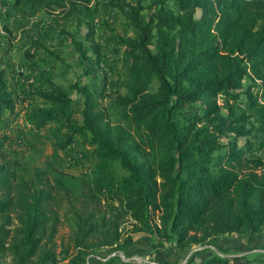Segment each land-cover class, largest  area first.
I'll return each mask as SVG.
<instances>
[{
  "label": "trees",
  "instance_id": "trees-1",
  "mask_svg": "<svg viewBox=\"0 0 264 264\" xmlns=\"http://www.w3.org/2000/svg\"><path fill=\"white\" fill-rule=\"evenodd\" d=\"M93 2L0 0V9L73 20L86 33H65L83 71L73 86L77 104L43 77L23 89L33 102L19 110L0 58V257L13 264H149L120 255L139 231L156 240L155 251L230 234L264 236V159L257 155L264 0H150L149 14L140 0H109L131 32L110 30L121 52L111 93L83 80L97 79L107 63L94 40ZM23 110L26 148L10 149L9 129ZM78 140L93 149L95 168L83 180L56 173L62 152ZM37 144L52 147L51 170L27 166ZM129 145L155 154L154 162L138 164ZM125 219L138 228H122ZM61 225L69 233L59 241ZM203 264L233 263L216 256Z\"/></svg>",
  "mask_w": 264,
  "mask_h": 264
},
{
  "label": "rangeland",
  "instance_id": "rangeland-1",
  "mask_svg": "<svg viewBox=\"0 0 264 264\" xmlns=\"http://www.w3.org/2000/svg\"><path fill=\"white\" fill-rule=\"evenodd\" d=\"M137 3L139 0H129ZM145 6V13L149 14L150 0H140ZM171 7L172 4H170ZM96 14V36L94 40L99 44L104 53L107 63L98 67L99 77L97 79H83L84 83H89L93 90L108 86V93L112 92L111 83L118 79L120 68L121 52L115 50L109 42L111 29L118 34L130 33L129 28L121 20L110 6L109 0H94ZM0 9V58L3 67L7 71L8 84L14 97L17 99L18 109L21 110L33 102L32 96L25 95L23 89L29 83L36 82L43 84V77L53 79L56 83L63 86L71 95L74 102L79 103V96L74 91L73 86L82 75V67L79 64L78 52L68 35L84 37L86 34L83 27L76 21L62 20L54 18L44 13L35 17L24 16L15 11ZM87 44V43H86ZM90 44V43H88ZM87 44V45H88ZM110 79L105 85L106 73ZM110 74V73H109ZM250 80L245 81L247 86ZM116 90V89H114ZM263 99L259 104L264 106ZM107 103V100H106ZM222 106L227 108L229 104L224 99L221 100ZM194 110L197 105L192 106ZM24 110L21 116L10 126L8 147L10 149H23L25 142L21 139V132L25 129ZM259 125V123H257ZM257 143L261 145L257 155L264 159V122L261 123ZM37 152L28 155L26 163L30 169L43 167L52 169L54 166L51 158L52 147L50 145H35ZM129 149L136 157L138 164L151 165L155 160V154L145 150H138L134 145H129ZM92 148L84 145L78 140L68 151L62 152L64 164L56 173L77 180H83L89 176L95 168L91 152ZM53 163V165H52ZM1 221V220H0ZM138 226L125 219L122 228L133 229ZM69 230L65 225L60 226L58 240L67 237ZM154 241L144 232L135 234V243L128 251L127 255L120 253L126 260L136 263L146 262L149 264H203L210 258L219 256L229 257L233 264H252L253 262L264 263V236L261 233L253 235L230 234L222 236L217 241H212L204 245H184L166 243L160 251H155ZM110 250L101 251V254L109 255ZM127 256V257H126ZM111 256H108V258ZM106 260V259H105ZM0 264H13L10 256H1ZM65 264V263H60ZM94 264H99L98 261Z\"/></svg>",
  "mask_w": 264,
  "mask_h": 264
},
{
  "label": "built area",
  "instance_id": "built-area-1",
  "mask_svg": "<svg viewBox=\"0 0 264 264\" xmlns=\"http://www.w3.org/2000/svg\"><path fill=\"white\" fill-rule=\"evenodd\" d=\"M261 101V100H260Z\"/></svg>",
  "mask_w": 264,
  "mask_h": 264
}]
</instances>
